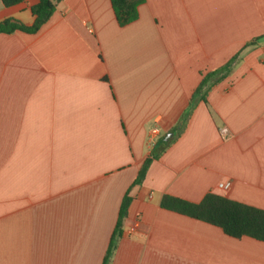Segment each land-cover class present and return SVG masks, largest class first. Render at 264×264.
<instances>
[{
	"label": "crops",
	"instance_id": "obj_1",
	"mask_svg": "<svg viewBox=\"0 0 264 264\" xmlns=\"http://www.w3.org/2000/svg\"><path fill=\"white\" fill-rule=\"evenodd\" d=\"M38 2L0 0V23ZM127 193L108 264H264V241L161 207L264 210V0H144L126 26L61 0L0 34V264H104Z\"/></svg>",
	"mask_w": 264,
	"mask_h": 264
},
{
	"label": "trees",
	"instance_id": "obj_2",
	"mask_svg": "<svg viewBox=\"0 0 264 264\" xmlns=\"http://www.w3.org/2000/svg\"><path fill=\"white\" fill-rule=\"evenodd\" d=\"M6 7L17 5L25 0H1ZM61 0H39L32 7V12L36 16L32 26H26L15 19H6L0 23V34H12L16 31H22L29 34L37 33L53 16L56 11V5ZM144 0H111L113 10L120 26H126L139 17V6ZM211 72L205 75L199 88L194 94V99L204 89L205 84L212 77L220 75L226 68ZM148 162L145 163L139 173L136 183H140ZM131 197L127 193L122 201L118 222L104 264H108L111 254L122 236V223L128 215V209ZM161 207L179 214L187 215L195 219L207 222L221 228L224 233L234 238L251 237L259 241H264V210L250 206L238 201H234L216 193L207 194L199 203H192L177 197L165 195L161 200Z\"/></svg>",
	"mask_w": 264,
	"mask_h": 264
},
{
	"label": "built area",
	"instance_id": "obj_3",
	"mask_svg": "<svg viewBox=\"0 0 264 264\" xmlns=\"http://www.w3.org/2000/svg\"><path fill=\"white\" fill-rule=\"evenodd\" d=\"M221 132L223 134H225L227 132V129L226 128H222ZM154 133H157V131L155 130ZM231 185H232L231 182H224V183L219 184V188L223 189V190H229L231 188Z\"/></svg>",
	"mask_w": 264,
	"mask_h": 264
}]
</instances>
